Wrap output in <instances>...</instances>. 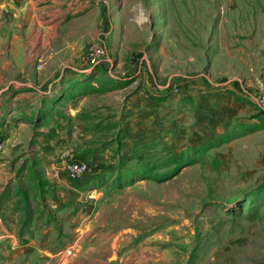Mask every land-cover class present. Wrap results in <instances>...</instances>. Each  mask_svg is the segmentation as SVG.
<instances>
[{
	"label": "rangeland",
	"instance_id": "rangeland-1",
	"mask_svg": "<svg viewBox=\"0 0 264 264\" xmlns=\"http://www.w3.org/2000/svg\"><path fill=\"white\" fill-rule=\"evenodd\" d=\"M56 4L40 20L100 5L102 20L73 28L102 35V21L108 63L89 68L81 43L85 71L40 106L42 92L9 91L0 66V264H264V128L239 116L199 143L215 104L196 98L264 74V0ZM112 52L124 66L109 67ZM174 84L178 119L154 106L149 139L132 138L129 95L172 106ZM73 161L88 164L76 178Z\"/></svg>",
	"mask_w": 264,
	"mask_h": 264
},
{
	"label": "crops",
	"instance_id": "crops-1",
	"mask_svg": "<svg viewBox=\"0 0 264 264\" xmlns=\"http://www.w3.org/2000/svg\"><path fill=\"white\" fill-rule=\"evenodd\" d=\"M57 1L0 0V66L3 71L2 78L6 82V86L9 87V91L14 93H19L21 89L26 87H32L42 92L34 99L35 104L38 103L39 106L42 104V100L51 97L52 89L57 90L72 77L84 72L81 65V43L84 46L90 40L103 42L107 37L108 42L112 40V37L107 35L109 31H103L106 25L102 21H95V25L101 28L98 33L102 35L93 33L94 35L87 37L80 29L73 28L74 23L89 20L90 17L95 20H102V13L104 12L100 5L84 9L81 14L62 22L54 20L52 15H49L48 19L40 20L41 13L47 8H55ZM112 57L115 59V64L113 65L110 58V68L112 66L114 70L124 66V61H117L119 57L117 53L112 52ZM132 63L134 61L130 60L127 64L133 65ZM259 75L261 77L257 81L246 83V87H238L233 94L224 88L211 93L202 89L196 94V98L204 103L210 111L212 110L211 105L215 104L214 111L209 112L207 116L203 115L204 118L210 120V123L200 126L203 133L200 135L199 143L216 138L225 129L230 130L232 127L230 121L239 116L248 118L240 119L243 123L259 127L255 129L257 131L264 128V110L261 109L260 119L249 117V114L254 112V108L257 107L249 96L264 91V74L259 73ZM129 98L128 107L132 108L131 115L135 118V120L130 118L129 124H136L134 128L129 127L130 136L134 139L142 141L149 139L147 136L148 131L151 130L149 128L150 117L154 115L152 107L169 105V108L164 109V113L177 112L174 117L176 119L181 114L174 107L176 101L180 99L177 96H174V102L171 106V95H166L160 101H156L145 96L143 87H138L129 95ZM137 100H139L138 103H136ZM197 116H201L200 113H197ZM236 135L232 134V136Z\"/></svg>",
	"mask_w": 264,
	"mask_h": 264
},
{
	"label": "built area",
	"instance_id": "built-area-1",
	"mask_svg": "<svg viewBox=\"0 0 264 264\" xmlns=\"http://www.w3.org/2000/svg\"><path fill=\"white\" fill-rule=\"evenodd\" d=\"M84 56L86 64L91 67H97L102 64L105 66L106 63H108V61H106L107 55L105 48L101 44L94 41L87 44ZM120 75L124 76L126 73L122 71L120 72ZM171 93H174V95L177 97H181L182 95L186 94L185 92L179 90L175 84L172 86ZM249 97L253 100L258 108L264 110V91H260L258 94L250 95ZM68 169L69 174L73 178H76L88 169V164L83 161H73L70 162Z\"/></svg>",
	"mask_w": 264,
	"mask_h": 264
},
{
	"label": "water",
	"instance_id": "water-1",
	"mask_svg": "<svg viewBox=\"0 0 264 264\" xmlns=\"http://www.w3.org/2000/svg\"><path fill=\"white\" fill-rule=\"evenodd\" d=\"M89 68H91V66H89ZM85 71V70H84Z\"/></svg>",
	"mask_w": 264,
	"mask_h": 264
},
{
	"label": "trees",
	"instance_id": "trees-1",
	"mask_svg": "<svg viewBox=\"0 0 264 264\" xmlns=\"http://www.w3.org/2000/svg\"><path fill=\"white\" fill-rule=\"evenodd\" d=\"M36 200H38L37 197H36Z\"/></svg>",
	"mask_w": 264,
	"mask_h": 264
}]
</instances>
